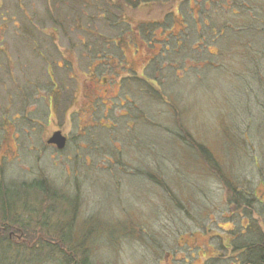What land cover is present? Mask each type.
Wrapping results in <instances>:
<instances>
[{
  "label": "rangeland",
  "instance_id": "obj_1",
  "mask_svg": "<svg viewBox=\"0 0 264 264\" xmlns=\"http://www.w3.org/2000/svg\"><path fill=\"white\" fill-rule=\"evenodd\" d=\"M43 1L0 0V264L259 247L244 231L264 235V0H49L56 17Z\"/></svg>",
  "mask_w": 264,
  "mask_h": 264
},
{
  "label": "trees",
  "instance_id": "obj_2",
  "mask_svg": "<svg viewBox=\"0 0 264 264\" xmlns=\"http://www.w3.org/2000/svg\"><path fill=\"white\" fill-rule=\"evenodd\" d=\"M147 1H149V0H140L139 3L140 4L141 3H148V4L155 5L158 0H150L149 2H147ZM220 1H226L229 3L233 0H218L216 2H220ZM234 1L236 2V0H234ZM48 2H49V0L43 1V5L45 4L47 6V10H46L47 14L45 16L46 17L47 16H49V17L55 16L56 17V15H58V13L52 8L51 5L48 4ZM58 2H60V1L57 0L56 3H58ZM69 2H70L72 7H74V5H75V7H78L81 5L83 0H69ZM114 3L113 2L110 3V4H112L111 7L116 5ZM82 7H84V10L88 9L86 16L90 19V17L92 16L91 15V5H87V3H86L85 5H82ZM233 16H236V14L234 13ZM59 17H61V16H59ZM59 17H58V19H59ZM107 18L109 19V17H107ZM48 20L46 22H49ZM51 20H52V22L51 23L49 22L50 24H52V29L50 31L53 32L54 34L56 32H59L60 30H62V31L64 30L66 32L67 30H69L67 28V26H71V24H69L68 19H66L65 22H62L60 20L53 19V18H51ZM248 28H249V30L253 31V29L250 28L249 26H248ZM212 30L214 31V33H213L214 36L217 37V35H218L219 38H224L228 33L232 32V31L236 32V28L230 27V25H223L220 27H216L215 30L214 29H212ZM218 33H220V34H218ZM201 152L204 156L210 158V153L207 149L201 148ZM40 188H42V187H40ZM228 190H230V193H231V188L229 185H228ZM13 197L14 196H12V198ZM7 198H9V197H7ZM234 200H235V198H233V199L230 198L231 202H235ZM8 201H10V199L4 200L3 203L1 204V206L3 204L8 205ZM244 233H243L244 235H246L248 233L254 234L257 238L256 240L260 243L259 247H256L258 244H254V243L253 244L242 243L239 246H236V247H243V248H237V249L243 251V253H245V254L242 255V257H240L239 263H238V259H236L233 264H264V239H262V237H261L264 235L261 234V232L257 228H255L254 224H251V223L249 225L245 226ZM243 234H240L238 236H243Z\"/></svg>",
  "mask_w": 264,
  "mask_h": 264
},
{
  "label": "water",
  "instance_id": "obj_3",
  "mask_svg": "<svg viewBox=\"0 0 264 264\" xmlns=\"http://www.w3.org/2000/svg\"><path fill=\"white\" fill-rule=\"evenodd\" d=\"M49 145H55L59 150L65 148L66 138L61 134V132H56L49 140Z\"/></svg>",
  "mask_w": 264,
  "mask_h": 264
}]
</instances>
